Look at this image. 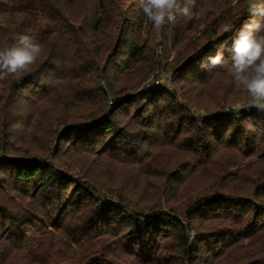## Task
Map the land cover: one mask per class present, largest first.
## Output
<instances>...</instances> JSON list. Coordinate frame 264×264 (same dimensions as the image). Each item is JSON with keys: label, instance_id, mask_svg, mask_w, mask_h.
<instances>
[{"label": "trees", "instance_id": "16d2710c", "mask_svg": "<svg viewBox=\"0 0 264 264\" xmlns=\"http://www.w3.org/2000/svg\"><path fill=\"white\" fill-rule=\"evenodd\" d=\"M233 1L156 30L138 0H0V50L43 45L0 80V264H264V109L200 67L225 42L231 62Z\"/></svg>", "mask_w": 264, "mask_h": 264}, {"label": "clouds", "instance_id": "9594fccd", "mask_svg": "<svg viewBox=\"0 0 264 264\" xmlns=\"http://www.w3.org/2000/svg\"><path fill=\"white\" fill-rule=\"evenodd\" d=\"M252 19L246 22L232 42L231 62L225 58L226 42L217 47L215 54L200 62L203 69H223L229 79L248 96V107L264 109V2L247 0ZM144 17L156 30L174 24L178 17L199 18L197 0H138ZM203 10V9H201ZM224 32L231 31L225 25ZM223 34V33H222ZM18 46L0 50V80L8 77L21 79L43 52V45L35 38L20 34Z\"/></svg>", "mask_w": 264, "mask_h": 264}, {"label": "rangeland", "instance_id": "374dc122", "mask_svg": "<svg viewBox=\"0 0 264 264\" xmlns=\"http://www.w3.org/2000/svg\"><path fill=\"white\" fill-rule=\"evenodd\" d=\"M237 3H238V0H234L232 3H231V5H230V7H235L236 5H237ZM203 32V29L201 28L198 32H197V35H200L201 33ZM184 50V48H176V49H174L173 47H171L170 45H169V48H168V51H170V57H169V60L171 61V60H175V59H177V57L179 56V54L182 52ZM157 54L156 55H159L160 53H163L162 52V49L160 48V49H158V51L156 52ZM168 54V55H169ZM153 83H155V82H150L149 84H147V85H141L137 90H135L132 94H129V96H123L124 97V100L125 99H127L128 97H131L133 94L135 95V94H137L139 91H141V92H144V93H153V92H155V91H157L159 88H161V87H163V89H164V91L165 92H170L169 91V89L170 90H172V89H175V84L173 83V80H172V77H171V75L170 74H166V75H164V76H162L161 77V79H159V85H157V83H155V85H157V86H155V89L152 87V84ZM151 96H152V94H150V98H151ZM113 100H111L110 101V103L112 102ZM177 101H178V103L180 104V105H185V102H184V99H183V97H182V95H181V93L178 91L177 92ZM142 104L143 105H146L147 104V101H143L142 102ZM235 105V107H233V109H234V112H238V111H240L241 109H243V108H245V104H242V103H235L234 104ZM205 111L207 112L208 110L207 109H201L200 111H198V113L197 114H199V113H201V114H199V116L201 117H203V119H207V118H209L210 116H208L207 115V113H205ZM221 116H224V114H221L220 112H219V114H217V117H221ZM211 118V117H210ZM114 138V136H111V137H109V138H106V141H110V140H112ZM103 138H100V140H102ZM100 144H101V141H100ZM99 144V145H100ZM107 143L106 142H102V144L99 146L98 145V148L100 147L101 148V146H103L101 149H104V148H106V145ZM100 149V150H101ZM146 172H149V170H145ZM153 174V173H152ZM163 181H164V176H155V177H152V182H154L155 184H157V185H161L162 183H163Z\"/></svg>", "mask_w": 264, "mask_h": 264}, {"label": "built area", "instance_id": "2783aa9c", "mask_svg": "<svg viewBox=\"0 0 264 264\" xmlns=\"http://www.w3.org/2000/svg\"><path fill=\"white\" fill-rule=\"evenodd\" d=\"M155 83H157V85H159V80L155 81ZM155 83L152 84V87H153L154 89H155V86H157V85H155ZM169 91H171V90L169 89ZM111 104H112V102H111Z\"/></svg>", "mask_w": 264, "mask_h": 264}]
</instances>
